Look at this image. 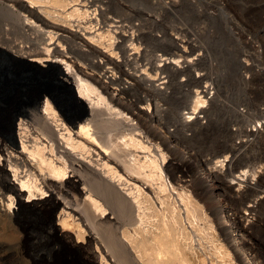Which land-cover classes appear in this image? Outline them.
I'll return each mask as SVG.
<instances>
[{
  "label": "bare ground",
  "instance_id": "6f19581e",
  "mask_svg": "<svg viewBox=\"0 0 264 264\" xmlns=\"http://www.w3.org/2000/svg\"><path fill=\"white\" fill-rule=\"evenodd\" d=\"M205 3L189 7L206 20L228 9ZM130 4L0 0V49L55 86L34 83L16 130L0 132V248L17 251L11 264H264L244 224L264 217V90L253 117L227 105L185 0ZM252 65L238 75L248 95L264 84Z\"/></svg>",
  "mask_w": 264,
  "mask_h": 264
},
{
  "label": "rangeland",
  "instance_id": "374dc122",
  "mask_svg": "<svg viewBox=\"0 0 264 264\" xmlns=\"http://www.w3.org/2000/svg\"><path fill=\"white\" fill-rule=\"evenodd\" d=\"M126 1L129 4L132 2L130 5L134 6H136L135 3H137V5L141 3V0ZM139 1L140 3H138ZM190 1L197 2L198 5L203 6V8L206 6L205 0H185L186 3L188 2V5L186 4L183 7L180 18L182 22L187 24L190 28L200 29V33L196 35V40L206 56L210 58L209 60L212 63L211 72L217 73L222 80L223 86L227 88L226 93H224L225 96L223 95L222 98L226 100L229 106L240 105L241 110H249L251 117H253L262 104L264 84L257 82L251 95H248L244 87L240 86L238 75L240 72H243L242 66L246 63L250 65L253 64L252 66L255 68V72L264 71V0H222L228 4V9L217 13L215 17L207 20L205 18H199L194 14L192 8L189 7L191 5L189 4ZM216 8L219 7L216 5L212 6V9L215 10ZM245 37L247 40H245ZM248 41L252 42L256 49H258L257 53L253 54L251 49H249L250 45ZM48 86L55 91L53 83L50 85L48 84ZM248 97H250V99H248ZM225 109L226 108H220L214 120L216 128L221 127L219 132L222 134L227 133V126L231 119L230 110L227 108L229 111L227 109L226 111ZM242 125L247 124L243 122ZM222 126L224 128H222ZM256 126H259V124H256ZM237 128H239V126H230L232 130H236ZM252 138L253 137H251L250 140ZM246 139L247 138L243 137L240 140H235L240 142ZM219 145L221 144L210 141L205 143V148L206 150L210 149L212 153L219 149ZM253 156L262 158L253 168L256 172L255 179L257 180L255 182L260 184L259 176L264 178V150L256 149ZM244 157L245 156H241V160ZM253 170L251 168V172ZM261 186V191L264 192V184ZM57 217L58 214L56 215V223L58 222ZM244 224L248 228H254V243L259 253L264 258V217L249 216L245 219ZM206 237L205 235V238ZM4 249L5 248L2 247L0 248V252L3 251L2 254L0 253V257H7L6 259H9L8 261L10 264L12 261L10 258H19L17 251H9L8 253V250L5 249L7 251L5 252ZM4 252L6 255L3 254ZM12 254L15 256L13 257ZM41 255L47 256L48 258L51 257L50 251L46 248ZM17 262L19 264L20 260ZM97 262L101 264L99 263L100 260Z\"/></svg>",
  "mask_w": 264,
  "mask_h": 264
},
{
  "label": "water",
  "instance_id": "95a60500",
  "mask_svg": "<svg viewBox=\"0 0 264 264\" xmlns=\"http://www.w3.org/2000/svg\"><path fill=\"white\" fill-rule=\"evenodd\" d=\"M48 67L38 63L23 62L0 49V132L6 128L16 130L20 117L26 111L22 104L34 83L49 96L54 90L52 82L42 79L47 76Z\"/></svg>",
  "mask_w": 264,
  "mask_h": 264
}]
</instances>
